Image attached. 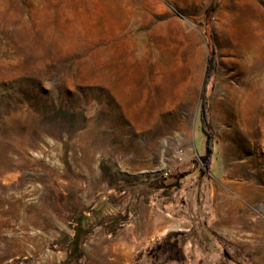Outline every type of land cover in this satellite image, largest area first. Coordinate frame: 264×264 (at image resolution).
Here are the masks:
<instances>
[{"label":"rangeland","instance_id":"rangeland-1","mask_svg":"<svg viewBox=\"0 0 264 264\" xmlns=\"http://www.w3.org/2000/svg\"><path fill=\"white\" fill-rule=\"evenodd\" d=\"M92 188H220L264 264V0H0V264H82Z\"/></svg>","mask_w":264,"mask_h":264},{"label":"crops","instance_id":"crops-1","mask_svg":"<svg viewBox=\"0 0 264 264\" xmlns=\"http://www.w3.org/2000/svg\"><path fill=\"white\" fill-rule=\"evenodd\" d=\"M187 192L215 196L213 216H193L180 202ZM221 196L220 188H92L82 264H244L236 255L244 246L242 220L226 221ZM229 205L233 214L236 203Z\"/></svg>","mask_w":264,"mask_h":264},{"label":"trees","instance_id":"trees-1","mask_svg":"<svg viewBox=\"0 0 264 264\" xmlns=\"http://www.w3.org/2000/svg\"><path fill=\"white\" fill-rule=\"evenodd\" d=\"M201 108H202L201 109V121H202L203 125H207V116H206V106H205V103L202 104V107ZM209 138L210 139L207 141L208 154L204 158V164L208 168L210 166V162H211V159H212V156H213V152H214V147H215V144L212 141L211 136H209ZM225 250H226L227 253H229L228 250H227L226 244H225Z\"/></svg>","mask_w":264,"mask_h":264},{"label":"built area","instance_id":"built-area-1","mask_svg":"<svg viewBox=\"0 0 264 264\" xmlns=\"http://www.w3.org/2000/svg\"><path fill=\"white\" fill-rule=\"evenodd\" d=\"M180 153V152H179Z\"/></svg>","mask_w":264,"mask_h":264}]
</instances>
